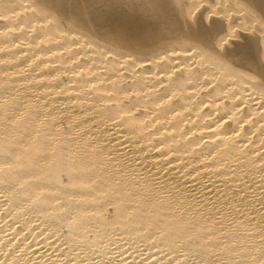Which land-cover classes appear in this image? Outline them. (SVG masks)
<instances>
[{
    "label": "bare ground",
    "instance_id": "6f19581e",
    "mask_svg": "<svg viewBox=\"0 0 264 264\" xmlns=\"http://www.w3.org/2000/svg\"><path fill=\"white\" fill-rule=\"evenodd\" d=\"M131 4L0 0V264H264V0Z\"/></svg>",
    "mask_w": 264,
    "mask_h": 264
},
{
    "label": "snow or ice",
    "instance_id": "6c2138e0",
    "mask_svg": "<svg viewBox=\"0 0 264 264\" xmlns=\"http://www.w3.org/2000/svg\"><path fill=\"white\" fill-rule=\"evenodd\" d=\"M158 0H140V4H136V0H132L131 8L134 13L148 14L155 10Z\"/></svg>",
    "mask_w": 264,
    "mask_h": 264
}]
</instances>
